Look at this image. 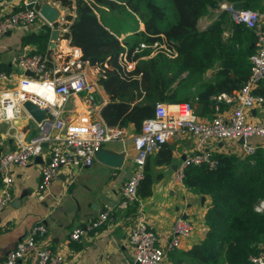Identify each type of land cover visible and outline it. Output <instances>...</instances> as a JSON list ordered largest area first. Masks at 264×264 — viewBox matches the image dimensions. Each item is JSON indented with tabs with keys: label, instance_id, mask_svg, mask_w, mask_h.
<instances>
[{
	"label": "trees",
	"instance_id": "1",
	"mask_svg": "<svg viewBox=\"0 0 264 264\" xmlns=\"http://www.w3.org/2000/svg\"><path fill=\"white\" fill-rule=\"evenodd\" d=\"M54 1L70 10L62 25L64 38L80 50V62L98 69V83L107 95L100 116L108 127L131 126L138 134L157 103L189 102L208 108L213 97L231 95L246 81L254 36L243 24L231 21L220 3L258 9V0ZM125 12L142 20L143 31L134 30L131 37L119 40V34L100 16L112 13L125 21ZM205 16L214 18L202 22ZM49 35L50 29L42 28L26 35L23 42L45 54ZM141 43L146 47L141 48ZM155 43L162 47L153 49ZM125 61L133 64L131 70ZM208 71H212L209 78L205 77ZM215 158L218 164L214 168L184 169V187L205 199V231L199 242L181 254L179 262L251 264L249 256L264 244V210H255L264 199V156L257 150L242 159L231 154ZM170 160V148L164 143L156 163ZM151 183L144 166L141 197L150 193Z\"/></svg>",
	"mask_w": 264,
	"mask_h": 264
},
{
	"label": "built area",
	"instance_id": "2",
	"mask_svg": "<svg viewBox=\"0 0 264 264\" xmlns=\"http://www.w3.org/2000/svg\"><path fill=\"white\" fill-rule=\"evenodd\" d=\"M220 9L229 13L231 21L243 24L254 36V51L250 56L248 76L243 86L232 93L213 97V115L206 121H198L194 107L189 102L157 103L154 114L146 119L140 133L132 137L135 149L134 168L131 176L122 187L125 202L133 203L138 199L137 189L144 177V166L150 154L157 151L169 139L188 133L194 137L193 151L186 156L175 171L174 181L182 183L184 169L188 166L204 165L214 168L218 160L205 149L210 139L240 141V149L245 156L254 155L259 146L252 139L264 137V122L249 124L245 121V110L254 106L264 108V93H255V87L264 85V11L254 9H235L233 5L222 3ZM38 6L28 5L24 9L0 15V37L17 27L33 25L38 19ZM140 25V23H139ZM141 27V26H140ZM66 28H62V35ZM119 40L122 37H118ZM141 48L146 46L141 43ZM157 43L153 49L161 48ZM78 53V48L75 47ZM80 51V50H79ZM171 53L170 51H168ZM68 59L62 64H53L44 54L21 53L12 57L15 66L22 75L15 86L0 91V122L13 123L25 112L22 103L29 101L46 111V117L35 122V133L28 140L18 139L15 148L0 155V209L11 201L10 187L13 166H25L33 158L41 155L48 147V156L40 166L38 192L46 191L58 171L64 166L79 169L91 167L95 154L103 145L121 135V129L104 124L100 110L106 103L101 96L102 86L98 83V69H91L92 78L85 71L88 63ZM127 70L132 63L125 61ZM30 72L31 75H25ZM7 76L0 72V83ZM103 89V88H102ZM70 97L78 102L74 111H67L65 106ZM229 105L227 115H222L221 104ZM3 135L0 133V145ZM263 203L255 206L262 211ZM108 220L107 211L97 216L83 227H76L70 233V239L80 240L84 232L93 231ZM192 222L178 216L170 230L166 247H160L153 228L142 215L129 235L131 260L128 264H161L165 250L178 247L180 240L190 235ZM46 232L42 224L33 225L26 237L17 242L0 264H16L22 258L34 254L36 264H61L60 254L52 248H37L36 238ZM251 264H264V248L248 258Z\"/></svg>",
	"mask_w": 264,
	"mask_h": 264
},
{
	"label": "crops",
	"instance_id": "3",
	"mask_svg": "<svg viewBox=\"0 0 264 264\" xmlns=\"http://www.w3.org/2000/svg\"><path fill=\"white\" fill-rule=\"evenodd\" d=\"M44 0H0V15L8 14L28 5H39ZM57 5L63 15L55 25L47 24L41 17L30 26L17 27L0 37V72L7 76V80L0 83V91L15 86L22 75L15 66L12 57L21 53H37L35 45L24 43L23 38L31 33H38L42 28L58 29L59 37L54 49H50V35L47 50L44 54L53 64L75 60L80 54L75 47L70 46L69 40L64 38L61 29L64 17L70 10L59 2L47 0ZM258 11H264V0H258ZM224 3L221 2L220 5ZM108 14V13H107ZM214 17L205 16L202 22H209ZM139 31H143L140 27ZM131 32V30L129 31ZM120 37L126 33L121 32ZM41 54V53H39ZM88 75L96 77L85 67ZM212 71L205 77L209 78ZM255 93L263 94L264 85L254 89ZM101 96L107 101V95L101 88ZM224 94V93H222ZM198 121L206 122L213 115V108H204L199 103H191ZM78 102L70 97L66 103L67 111H74ZM222 115H227L229 105L221 104ZM26 112V110H25ZM24 113L13 123L0 122V133L3 141L0 145V155L12 151L18 139L28 140L35 133V123ZM245 121L249 124L264 122V108L254 106L245 110ZM134 130L131 126L121 129V135L103 145L101 150L122 154L119 166H109L94 160L91 167L77 168L62 167L51 181L49 188L40 193L38 183L40 166L47 159L48 147H44L41 155L33 158L25 166H13L10 169L12 184L10 187L11 201L0 209V260L13 249L15 244L23 240L27 231L36 224H42L46 232L36 238L37 248H52L61 256V264H128L131 260L129 235L135 222L143 215L147 223L153 228L160 247L165 248L173 222L178 216L193 221L190 235L180 240L178 247L165 250L161 264H182L179 262L181 254L189 251L203 237L205 226L203 217L205 208L201 197L190 192L182 183L174 181L175 171L181 161L193 151L194 137L185 133L169 139L165 145L170 148L171 160L168 164H157L158 150L150 154L145 168L149 172L152 183L150 193L144 197L138 193L137 201L125 202L122 187L131 176L134 164L135 149L132 142ZM264 156V137L252 139ZM205 149L216 156L236 155L240 159L245 157L240 149V141L210 139ZM2 183L0 180V187ZM204 198V197H203ZM263 203L260 200L257 205ZM264 210V208H263ZM262 210V211H263ZM107 211L108 220L99 228L84 232L78 241L70 239L71 231L76 227H83L92 221L98 213ZM264 248V244L262 245ZM16 264H36L34 254L19 260Z\"/></svg>",
	"mask_w": 264,
	"mask_h": 264
},
{
	"label": "water",
	"instance_id": "4",
	"mask_svg": "<svg viewBox=\"0 0 264 264\" xmlns=\"http://www.w3.org/2000/svg\"><path fill=\"white\" fill-rule=\"evenodd\" d=\"M235 9L239 10L241 9L240 4H235L233 5ZM38 14L39 16L49 25H55L58 23L59 18L62 17L63 13L62 11L58 8L57 5L50 4L49 1L44 0L38 7ZM59 37V31L58 29H53L51 34H50V42H49V47L50 49H54L55 43L58 40ZM25 75H31L30 72H25ZM185 75H183L182 78H184ZM179 82V81H178ZM23 108L26 110V112L34 119L35 122L39 123L42 119L46 117V111L43 109H40L37 105L25 101L22 103ZM201 107V104H199ZM195 114L198 113L194 109ZM95 159L107 164L109 166H119L122 160V154H114L112 152H108L105 150H99L95 154ZM137 192H140V188L137 189ZM201 202H203L204 198L201 197Z\"/></svg>",
	"mask_w": 264,
	"mask_h": 264
},
{
	"label": "rangeland",
	"instance_id": "5",
	"mask_svg": "<svg viewBox=\"0 0 264 264\" xmlns=\"http://www.w3.org/2000/svg\"><path fill=\"white\" fill-rule=\"evenodd\" d=\"M157 1L165 2V0H157ZM141 10L146 11L145 8H142ZM123 14L126 15V17L124 18L126 19L125 21L123 20V17L122 18L116 17L112 13H108V14L104 13L103 15L100 16V18L108 22V26L112 28V30L116 32V34H120L121 32L125 31L126 36L131 37L132 33H129L130 30L131 32L134 30L139 32L140 26L143 28L142 20L137 15H133L129 12H125ZM191 222L192 224H194L193 221Z\"/></svg>",
	"mask_w": 264,
	"mask_h": 264
}]
</instances>
